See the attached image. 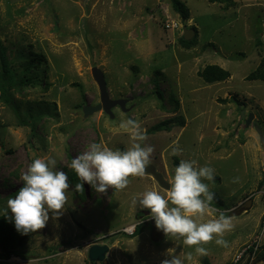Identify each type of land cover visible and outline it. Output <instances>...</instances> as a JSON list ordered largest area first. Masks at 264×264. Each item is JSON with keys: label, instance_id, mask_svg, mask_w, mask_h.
I'll return each mask as SVG.
<instances>
[{"label": "rangeland", "instance_id": "374dc122", "mask_svg": "<svg viewBox=\"0 0 264 264\" xmlns=\"http://www.w3.org/2000/svg\"><path fill=\"white\" fill-rule=\"evenodd\" d=\"M180 1L190 13L186 21L172 0H0V38L13 69L33 79L11 92V103L0 91V217L11 215L7 200L38 156L55 158L70 184L60 218L32 233L16 249L20 257L8 260L0 250V264H100L88 259L97 244L109 246L108 264H161L169 248L186 255L192 249L166 238L138 204L146 190L166 195L181 159L215 170V183L205 182L220 208L211 207L233 216L228 247L210 242L207 255L193 253L185 264H235L256 242L254 256L238 263L264 264V81L250 78L264 60V0ZM186 29L197 35L190 47ZM33 58L41 64L27 71ZM94 67L103 71L110 98L126 101L125 111L112 110L114 118L84 115L101 102ZM208 67L229 77L206 82L201 73ZM129 118L154 147L146 174L130 177L124 190L101 194L85 183L75 191L72 158L94 142L126 150L132 141L119 124ZM171 119L184 125L152 132ZM250 200L249 210L234 215Z\"/></svg>", "mask_w": 264, "mask_h": 264}, {"label": "clouds", "instance_id": "9594fccd", "mask_svg": "<svg viewBox=\"0 0 264 264\" xmlns=\"http://www.w3.org/2000/svg\"><path fill=\"white\" fill-rule=\"evenodd\" d=\"M119 128L128 133L132 141L126 150H113L102 142H94L72 158L69 167L80 181L75 185V191H83L85 183L101 194L110 188L124 190L130 183V177L146 174L154 152V147L146 143V129L131 118L121 120ZM179 151L173 147L170 155L176 156ZM214 172L212 167L200 166L194 159H181L168 181L166 195L154 189L141 194L139 208L148 210L156 229L166 238L182 240L184 246L192 249L185 255L182 252L177 254L176 248H169L161 264L191 262L193 253L205 256V246L210 242L228 247L224 235L233 229V216L227 210L211 207L215 193L205 182L215 183ZM20 179L22 186L8 198L7 209L16 231L28 235L44 229L50 218H60L70 184L67 173L58 170L57 160L48 155L34 158ZM214 213L215 218L204 220L206 215Z\"/></svg>", "mask_w": 264, "mask_h": 264}, {"label": "trees", "instance_id": "16d2710c", "mask_svg": "<svg viewBox=\"0 0 264 264\" xmlns=\"http://www.w3.org/2000/svg\"><path fill=\"white\" fill-rule=\"evenodd\" d=\"M172 5L174 10L180 14L183 20L189 19V10L188 8L180 1V0H172ZM197 36V35H196ZM183 43L185 46L190 47L191 45L195 44V38L192 41H186L185 38L183 39ZM26 61L25 67L27 71H31L36 64L40 65L41 63H34L31 59ZM259 72L255 73L250 76L253 80H262L264 81V60L262 62L261 67L259 68ZM201 76L204 78L206 82L212 83L217 81H224L229 77V73L225 70L221 69L220 67H208L201 73ZM31 80L26 75L18 74L11 64L9 59L7 48L4 46L1 38H0V91L2 93V97L8 103L12 102V95L11 92L18 88L20 85H24L27 82H31ZM157 83V81H156ZM158 87V85H157ZM158 94L162 97V93L157 89ZM233 101L238 103V99L234 98ZM25 124L27 122L23 121ZM183 126L184 122L178 119H171L166 121L160 125L155 126L152 129V132H159V131H170L172 127L175 125ZM213 207L220 208L214 202H212ZM141 233L140 226L137 227L135 234L139 235ZM32 233L28 235H21L18 233L14 227V223L11 221V215L5 214L0 217V250L3 252V256L6 259H11L12 257H20L18 249L22 246L25 241L30 237ZM252 251V250H251ZM207 264V263H206Z\"/></svg>", "mask_w": 264, "mask_h": 264}, {"label": "water", "instance_id": "95a60500", "mask_svg": "<svg viewBox=\"0 0 264 264\" xmlns=\"http://www.w3.org/2000/svg\"><path fill=\"white\" fill-rule=\"evenodd\" d=\"M196 36L195 30H185L184 38L186 41H191ZM92 75L97 83L99 90H100V104L96 106H86L84 108V115L85 117H88L90 115H93L97 112L104 111L107 115H109L111 118H114L113 109L115 107H120L123 111H125V100H113L110 98V95L108 93L107 83L105 79V75L103 71L98 68L94 67L92 69ZM243 117H245V114L243 113ZM254 117L252 114L249 115L248 119L246 120V126L249 127L253 121ZM252 206V200L248 201L247 203L239 206L234 215H241L242 213L249 210ZM109 253V246L107 244L103 245H94L92 246L88 251V259L90 262H98L100 264H108L107 255Z\"/></svg>", "mask_w": 264, "mask_h": 264}, {"label": "built area", "instance_id": "2783aa9c", "mask_svg": "<svg viewBox=\"0 0 264 264\" xmlns=\"http://www.w3.org/2000/svg\"><path fill=\"white\" fill-rule=\"evenodd\" d=\"M134 229L135 228H133L132 230L130 229L129 232H131V234H133ZM258 247H259V243L256 242L253 246H250V247H247L246 249H244L243 252L237 257L235 264H239L238 262H240L244 258L245 255L248 257H253L255 252L259 249Z\"/></svg>", "mask_w": 264, "mask_h": 264}, {"label": "bare ground", "instance_id": "6f19581e", "mask_svg": "<svg viewBox=\"0 0 264 264\" xmlns=\"http://www.w3.org/2000/svg\"><path fill=\"white\" fill-rule=\"evenodd\" d=\"M133 228H131V230H132Z\"/></svg>", "mask_w": 264, "mask_h": 264}]
</instances>
